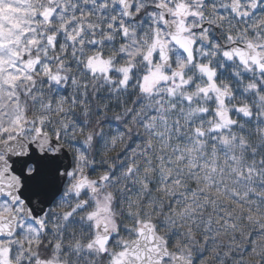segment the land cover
Instances as JSON below:
<instances>
[{
    "label": "clouds",
    "instance_id": "1",
    "mask_svg": "<svg viewBox=\"0 0 264 264\" xmlns=\"http://www.w3.org/2000/svg\"><path fill=\"white\" fill-rule=\"evenodd\" d=\"M0 264H264V0H0Z\"/></svg>",
    "mask_w": 264,
    "mask_h": 264
}]
</instances>
